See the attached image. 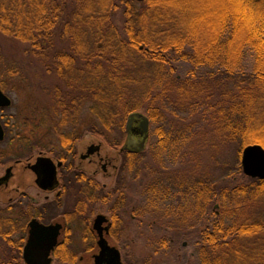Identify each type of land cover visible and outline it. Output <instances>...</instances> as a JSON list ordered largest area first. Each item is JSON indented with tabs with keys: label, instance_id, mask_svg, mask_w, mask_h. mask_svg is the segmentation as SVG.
Listing matches in <instances>:
<instances>
[{
	"label": "trees",
	"instance_id": "16d2710c",
	"mask_svg": "<svg viewBox=\"0 0 264 264\" xmlns=\"http://www.w3.org/2000/svg\"><path fill=\"white\" fill-rule=\"evenodd\" d=\"M212 2L221 8L213 15L207 0H0V32L26 45L35 58L52 61L63 84L55 90L53 121L58 118L55 128L65 150L77 140L86 103L99 121L92 127L95 134L108 140L106 133L123 132L115 147L127 140L130 116H146L150 132L142 152L150 145L161 168L165 157L177 154L178 144L204 128L197 114L212 120V130L238 150L226 174L233 184L220 188L213 179L161 177L155 166L144 206L170 217L186 212L189 203L200 211V221L209 218L198 236L196 264H264V181L247 177L241 165L246 147L264 148V0ZM58 40L68 41L67 49H57ZM214 90H219L218 100L211 99ZM173 103L179 106L176 112L169 106ZM164 109L191 120L188 131L174 130ZM134 169L131 164L129 171ZM82 194L77 208L85 215L95 197L92 189ZM107 194L100 201L114 195ZM104 202L117 225L124 198L112 208ZM213 204L219 210L212 217ZM0 214V264H23L27 225L37 215L27 211L15 219ZM16 232L22 235L15 240ZM169 243L162 239L157 246ZM56 257L72 264L76 259L72 254Z\"/></svg>",
	"mask_w": 264,
	"mask_h": 264
},
{
	"label": "rangeland",
	"instance_id": "374dc122",
	"mask_svg": "<svg viewBox=\"0 0 264 264\" xmlns=\"http://www.w3.org/2000/svg\"><path fill=\"white\" fill-rule=\"evenodd\" d=\"M207 1L212 3L211 10L213 9L212 12H214L212 15L218 13L221 8L215 5L212 0ZM213 1L219 4V0ZM137 5L142 7L140 3ZM118 22L122 24V18L119 17ZM67 42L56 41V48L67 49L66 47L69 46ZM26 49V45L0 32V88L13 101V147L10 146L8 138L6 142L0 144V178L6 175V169L11 164L14 167L13 180L10 185L0 187V209L7 210L5 213L9 215L7 207L13 205V217H18L21 209L27 211L29 208L32 209L34 215L36 213L44 214L43 207L48 205L47 197L49 196L50 200L54 199L53 194L45 193L36 186V178L32 172L26 169V161L31 158L35 160L40 155L55 156L57 153L63 152L59 135L55 130L58 118L56 122L53 121L56 116L55 90L57 86H63V84L53 70L50 59L35 58ZM80 65L82 66L83 63ZM49 67L53 72H47ZM214 91L216 93L211 99L218 100L219 90ZM200 100L203 98L201 97ZM158 104L162 106L164 103L159 100ZM89 106V103L84 105L82 119L76 132L78 139L75 148L79 155H86L88 148L92 146H100L101 150L99 155L92 158L93 163L84 162L81 169L87 175H94L97 172L96 179L101 187L104 188L106 185V189L101 191L102 194L105 192L114 193L111 207L115 205L119 197L128 199L125 210L129 214L121 215L124 224L114 228L113 237L108 238L109 243L118 247L122 253L124 264H196L195 249L199 241L198 236L205 231L210 221L209 218H206L205 221L198 219L200 211L196 206L185 204L187 211L177 212L178 215H182V218L178 215L164 216L162 212H154V210L147 211L145 206L140 218L136 211L135 219L130 212L134 206L138 205L143 186L146 187L154 180L150 168L155 166L160 168L161 177L170 176L185 182L213 179L217 180L220 188L233 184L226 174L237 161L238 150L234 144L230 145L225 142L216 130L215 132L212 130L209 124L212 120H203L197 114L198 120H202L201 123L206 125L202 124L204 128L201 126L202 129L196 136L193 138L191 136L187 142L178 144L176 155L164 158H167L164 168L154 162L149 145L147 152L136 157L133 161L135 169L129 171L125 168L128 155L121 151L122 146H112L124 139L123 132L116 130L106 133L108 140L95 134L92 127L99 124V121L89 113ZM169 106H173L174 110L172 111H178L179 106L176 103L169 104ZM197 110L202 111L203 108ZM164 111L174 130L188 131L191 120L185 118L184 115L173 114L174 112L172 113L171 110L167 112L164 109ZM69 130L72 131L71 128ZM101 158L111 162L108 175H104L102 172ZM168 158L173 161V165L169 163ZM19 160L22 162L17 165ZM236 183L235 181L234 184ZM102 188L100 189L102 190ZM19 191L27 192L38 200V204H34L32 207L29 199L22 197ZM69 202L66 211L73 209L71 207L73 200H69ZM107 208H104L103 204L97 203L95 199L91 200L85 215L77 214L72 222H68L66 234L68 236L71 231L69 246L71 251L76 254L73 264H94L93 256L98 252V248L95 245L96 240L93 239V236L88 235L86 230L92 229L97 213H106ZM211 208L213 211L209 210L208 215L213 217V213L218 214L219 209H216L217 206L214 204ZM53 211L55 217L53 221H63L64 208ZM50 214L52 215V213ZM21 235L22 233H16L13 236L19 239ZM162 239L169 240L171 244L169 243L168 247L160 246L158 248L157 243ZM1 245L2 242H0ZM53 264L69 263L54 260Z\"/></svg>",
	"mask_w": 264,
	"mask_h": 264
},
{
	"label": "flooded vegetation",
	"instance_id": "af4514ba",
	"mask_svg": "<svg viewBox=\"0 0 264 264\" xmlns=\"http://www.w3.org/2000/svg\"><path fill=\"white\" fill-rule=\"evenodd\" d=\"M10 100H11V105L9 107H0V126L3 130V135H4L3 140H0V144L6 142V140L8 138L10 140V142H9L10 146L13 147V101L11 98H10ZM7 111H10V113H7ZM55 130H56V128H55ZM127 139H128V137H127ZM76 142H77V140L72 144V147H70L68 150H65L61 146L63 152L57 153L55 156L54 155H51V156L40 155V156L36 157L35 160H32L34 158H31L30 160L26 161V163H27L26 169L34 174V176L36 178V180H35L36 186L41 191H43L45 193L53 194L54 199L50 200L49 196H48L47 200H46L48 205L43 207V209L45 210V213H44L45 215L43 213L42 214L36 213L35 215H37V217L36 216L32 217L30 219V221L28 222L27 229H26L27 238L25 237V241L23 244V261H24V264H27L25 259H24V250H25V247L28 243L30 232H31L30 224L34 220L38 221L40 224H42L44 226H52V225L61 224L63 227L62 231H61V235L59 237L58 244L52 250L51 255H50V258L52 260L51 264H53L54 260H57V257H56L57 254H64V255L72 254V255L76 256V254L71 251V248L69 246L70 245L69 239H70L71 231H70L68 236L66 234V231L68 229L67 228L68 222H72L75 219L74 217L77 216V214H80V209L77 208V206L80 205V204H78V202H79L80 198H82L84 195V194H82V192L84 190L89 191L90 189H92V191L94 192V197H95L96 202L97 203H98V201H99V203L104 202V201H100V197H101L100 195L102 194L101 191H103L104 188L106 189V185H104V188L101 187V185L99 184V182L96 179L97 172H95L94 175H87V173H85L81 169L82 163L87 162V161H90V163H93L92 158L94 156H97L100 154L101 148L99 151H97V150L92 149V147H93L92 146V147L88 148L86 155H79L78 151H76V148H75ZM60 145H61V143H60ZM90 151H91V153H90ZM121 151H122V149H121ZM122 152H124V154L129 156L127 158V162L125 165L126 170L129 169V166L131 164L133 165V167H135V165H134L135 162H133V161H135L136 157L143 154V152H138V153H132L129 151H122ZM130 155L131 156L133 155V158H131V160H130ZM41 158L50 159L57 168V178H56L57 183H56L55 187L51 190H44V189L39 187V185L37 184V175L35 174V172L31 168L34 165H36L38 160ZM21 162L22 161H20V160L17 161V165L21 164ZM100 162L102 165L101 169H102L103 174L108 175L107 172H108L109 165L111 164V162L110 161H104L103 158H101ZM13 172H14V167H13V164H11L6 169V175L4 177L0 178V187H8L10 185V182L13 180V175H14ZM98 186L100 188H102V190L97 188ZM144 190H145V187L143 186V190L141 191L140 199L138 201V205L134 206L130 212L131 216L134 219L137 216H139V218H140L142 210L144 211V203H143L144 202V200H143ZM105 193L106 194L108 193L110 195L113 194L111 192L110 193L105 192ZM20 194L22 197L29 199L32 207L34 206V204H38V200L31 197L27 192L23 191V192H20ZM64 199H67V200H64ZM69 200L70 201L73 200V204L71 206L73 209L70 211H66V208H68V203H70ZM124 200H125V208H126V205H128V199L126 200L124 198ZM65 201H66V203H64ZM104 203L106 204V206H109V208H112L111 207L112 198H110L107 201L105 200ZM12 206L13 205L7 207L8 211H9V216H13V207ZM60 208H62V209L64 208L63 221L54 222L53 220H55V217L53 216V212H54L53 210L60 209ZM125 208L123 210L122 215H125V214L128 215L129 214V212L127 210H125ZM23 210L22 209L20 210L19 215L23 214L24 212H27V211L32 212V209H30V208L27 211L25 209H23ZM6 211L7 210L4 211L3 209H0V212H4V214H6L5 213ZM135 211L137 212V216L135 215V213H136ZM50 213H52V215ZM0 215H2V214H0ZM99 215H103L107 218L108 222L103 225V228L109 227L108 232L104 231V236L108 240V238L113 237L114 228L118 227L119 225L121 227L122 224H124L123 219L117 225H115L112 215L110 213H108L107 211H106V213H97L96 218ZM14 218L16 219L18 217H14ZM96 218H95V220H96ZM95 220H94L92 229L91 228L88 229L91 232L93 239L96 240L95 245L98 248V252L94 256H96L100 251L99 247H98V241H99L98 233L94 231ZM51 222H53V223L51 224ZM16 233H19V232H16ZM13 239L16 240L17 238H14V236H13ZM108 242H109V240H108ZM60 247H62V248H60ZM113 247H115V246H113ZM116 248L118 249V247H116ZM121 255H122V253H121ZM94 256H93V261H94ZM69 264H72V263H69Z\"/></svg>",
	"mask_w": 264,
	"mask_h": 264
},
{
	"label": "water",
	"instance_id": "95a60500",
	"mask_svg": "<svg viewBox=\"0 0 264 264\" xmlns=\"http://www.w3.org/2000/svg\"><path fill=\"white\" fill-rule=\"evenodd\" d=\"M144 2L147 0H136ZM10 98L0 89V107H9ZM128 139L122 151L132 153L142 152L145 149L150 132V121L143 114L136 113L130 116L127 123ZM3 130L0 126V140H3ZM100 146L92 149L99 151ZM91 153V151H90ZM241 165L244 174L252 179L264 181V148L261 145H251L243 150ZM37 175V184L44 190H51L57 183V168L50 159L41 158L31 167ZM107 218L99 215L94 224V231L98 233L99 253L94 256V264H124L121 252L109 244L104 236L109 227L103 228ZM31 232L24 250V259L27 264H51L52 250L56 247L62 231V225L44 226L34 220Z\"/></svg>",
	"mask_w": 264,
	"mask_h": 264
}]
</instances>
